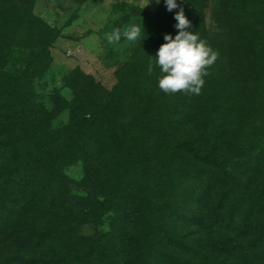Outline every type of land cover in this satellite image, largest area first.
<instances>
[{
	"label": "trees",
	"instance_id": "16d2710c",
	"mask_svg": "<svg viewBox=\"0 0 264 264\" xmlns=\"http://www.w3.org/2000/svg\"><path fill=\"white\" fill-rule=\"evenodd\" d=\"M35 4L36 0H0V233L13 230L10 235L17 247L10 264H201L184 254L207 247L210 240L201 236L193 242L181 232L185 221L199 219L202 224V217L190 207L189 197L178 196L172 175L176 170L182 178L194 171L197 180L190 189L197 193L203 187L205 197L211 193V185L202 184L205 178L221 184L225 193L220 201L226 196L230 200L225 211L229 226L238 217L246 227L251 220L257 225L263 221L264 191L243 184L239 169L264 160V139L261 148L253 142L238 148V158L228 168L218 153L221 148L211 147L205 137L178 138L170 128L172 111L191 104L195 94L178 92L150 118L133 119L125 115L129 80L105 90L92 75L76 68L66 78L74 97L54 94L53 108H48L35 83L53 62L51 48L61 29L37 15ZM181 4L192 22L190 30L207 41L197 5L192 0ZM76 18L77 14L72 21ZM20 48L36 54L16 70L11 62ZM205 90L201 97L217 98L215 91ZM64 110H69L68 123L54 128L53 120ZM116 122L135 147L111 182L89 165L111 156L113 148L103 141ZM217 127L222 136L226 127ZM81 161L88 168L76 180L67 169ZM109 213L111 231L81 232L86 224L100 225ZM260 239L247 247L237 244L236 261L222 264H263L259 257L264 238ZM231 240L232 236L222 239L228 244Z\"/></svg>",
	"mask_w": 264,
	"mask_h": 264
},
{
	"label": "rangeland",
	"instance_id": "374dc122",
	"mask_svg": "<svg viewBox=\"0 0 264 264\" xmlns=\"http://www.w3.org/2000/svg\"><path fill=\"white\" fill-rule=\"evenodd\" d=\"M182 1L178 0V3ZM146 2L36 0L35 13L61 29V36L51 48L53 62L44 77L35 83L39 99L50 109L55 95L72 99L74 92L66 78L76 68L92 75L105 90H114L122 81L129 80L127 94L130 100L125 115L133 119L150 118L153 112L159 111L175 97V94H166L159 88V68L149 74L148 65L153 60L150 55H155L165 43V34L178 32L175 12L179 9L168 11L164 0L159 3L151 0L143 7ZM192 3L197 5L208 43L219 52V59L209 68V76L204 78L201 92L205 89L210 93L215 91L217 98L212 100L208 94L196 95L191 104L172 111L174 117L170 128L178 138L196 140L205 137L211 147L221 148L218 153L225 157L228 168H231L232 162L238 158V148L252 142L258 145L257 149L263 146L264 0H192ZM75 14L77 18L72 21ZM133 25H141L142 37L146 35L143 41L130 42L123 37V32ZM116 30L121 32V39L110 43L107 36ZM35 54L33 50L20 48L11 66L21 70ZM69 118V110H64L53 120V127L64 126ZM218 125L226 127L220 133L222 136L218 134ZM103 142L113 148L111 156L89 165V168L99 170L101 176L113 182L129 162L135 142L120 131L118 122ZM87 166L83 161L78 162L70 166L67 173L81 180L86 175ZM239 170H242L239 176L243 184L264 191V160L253 161ZM179 172L172 173L178 196L181 199L189 197L190 207L202 217V224L199 219L185 221L180 226L181 232L193 242L201 236L210 240L207 247H199L197 252H186L184 257L195 263L222 264L236 261L237 244L242 247L259 244L260 238H264V219L259 225L251 220L246 227V222L240 223L238 217L235 224L239 222L240 225L229 226L225 211L230 200L226 196L225 202L220 201L225 193L221 184L205 178L202 184L206 187L211 185V193L205 197L207 192L203 187L197 193L190 189V184L197 180L194 171H186L183 178V173ZM84 191L88 193L89 189ZM112 219L113 214L109 213L100 225L86 224L81 232L85 235L109 232ZM11 232L13 230L0 233V264H10L8 259L16 253L17 244ZM227 236H232L231 244L222 241ZM259 258L264 264V252Z\"/></svg>",
	"mask_w": 264,
	"mask_h": 264
},
{
	"label": "clouds",
	"instance_id": "9594fccd",
	"mask_svg": "<svg viewBox=\"0 0 264 264\" xmlns=\"http://www.w3.org/2000/svg\"><path fill=\"white\" fill-rule=\"evenodd\" d=\"M147 0L143 7L149 4ZM157 3L160 0H156ZM186 3L187 0H184ZM168 11L179 9L175 12V24L178 32L173 37L166 33L163 43L155 55H150L153 60L148 65V72L152 74L156 68L160 70L158 79L159 88L166 94L184 92L199 95L205 84V77L209 75V68L219 59V52L213 49L198 33L190 30L192 22L185 15L184 8L178 0H164ZM143 28V25H142ZM144 32L145 29L143 28ZM146 33V32H145ZM121 32L116 30L107 36L110 43L119 42ZM123 37L130 42L144 40L141 25H133L123 32Z\"/></svg>",
	"mask_w": 264,
	"mask_h": 264
}]
</instances>
